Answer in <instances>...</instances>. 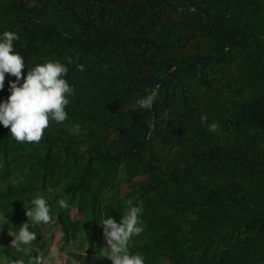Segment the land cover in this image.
I'll return each mask as SVG.
<instances>
[{"label":"trees","instance_id":"1","mask_svg":"<svg viewBox=\"0 0 264 264\" xmlns=\"http://www.w3.org/2000/svg\"><path fill=\"white\" fill-rule=\"evenodd\" d=\"M263 4L0 0V32L20 37L14 50L25 61L22 78L35 59L56 53L75 89L66 112L108 126L110 146L97 156L120 163L149 154L141 165L146 177L138 183L143 201L154 205L158 217L168 208L203 223L201 231L180 243L186 244L184 250L176 244L179 250L170 257L182 254L176 256L178 264H264ZM193 38L204 40L203 50L183 49ZM69 57L72 64H67ZM167 83H174L180 104L188 109H172L176 98L165 102L162 116L155 106L144 114L125 106L138 85L150 90ZM85 91L101 95L108 105L125 107L111 109L106 119L90 109L78 112ZM202 114L208 124L219 125L216 132L201 124ZM157 136L158 145L176 137L175 145L186 148L189 144L181 141H189L190 148L179 150L185 159L163 154L165 146L149 147ZM11 138L0 125V142ZM41 141L52 149L56 140L47 136ZM83 186L80 182L73 189Z\"/></svg>","mask_w":264,"mask_h":264},{"label":"rangeland","instance_id":"2","mask_svg":"<svg viewBox=\"0 0 264 264\" xmlns=\"http://www.w3.org/2000/svg\"><path fill=\"white\" fill-rule=\"evenodd\" d=\"M259 2L264 3V0ZM2 20L3 17H0V22ZM204 46V40L193 38L183 49L193 52L203 50ZM55 54L35 59L29 70L44 61H59L61 58ZM9 76L5 75V87L0 90V99H6L9 95L8 81L15 79ZM173 84L158 87L157 100L151 111L155 106L162 116L166 110L165 102H171L174 98L177 100L175 104L172 103V109L177 106L180 111L188 109L180 104L179 93ZM137 88L139 91L132 92L125 106H131L139 114H144L146 110L140 109L136 101L147 94L148 88L142 89L143 86L139 85ZM100 96L85 91L76 110L83 113L90 109L93 114L102 113L106 119L111 109L125 107L108 105ZM67 117L62 124L50 121L49 127L45 129L43 138L48 136L56 140L52 149L42 141L17 143L11 138L0 142V264H33L36 257L40 258L41 264H111L104 256L108 254L104 250L108 245L98 223L106 214L119 221L127 210L128 200L132 201L133 206L142 208L141 219L144 223V231L129 241L130 252L139 253L145 264H178L176 256L179 258L182 254L174 256V252L179 250L176 244L185 243L186 236L201 231L203 223L192 214L168 208L162 213L163 217H158L161 213L155 211L152 203L143 201L138 186L146 177L141 165L148 161L150 155L141 153L132 162L104 160L97 154L108 150L110 146L108 126L89 119H75L68 112ZM165 123H159V126ZM157 138L158 141L153 137L149 147L165 146L163 154L177 156L179 160L185 159L179 150L191 147L189 141H181L189 144L186 148L176 146V137L169 143L165 141V144L158 145L160 139ZM80 182L84 186L74 190ZM41 196L51 209V220L40 225L32 224L29 220V231L34 232L37 238L29 245L17 244L13 237L20 226L27 222L25 211L31 207L33 199ZM153 198L149 195L147 200L152 202ZM60 199L66 200L69 205L67 209L59 206ZM162 218L165 219L161 223ZM4 249L15 257L5 253ZM172 254L174 257H170Z\"/></svg>","mask_w":264,"mask_h":264},{"label":"clouds","instance_id":"3","mask_svg":"<svg viewBox=\"0 0 264 264\" xmlns=\"http://www.w3.org/2000/svg\"><path fill=\"white\" fill-rule=\"evenodd\" d=\"M16 32L5 30L0 32V90L5 87V75L14 77L8 81L9 95L0 99V125L6 127L17 143H39L49 122L62 124L68 117L66 107L69 97L75 94V89L69 85L65 77L68 73L66 64L58 60L38 63L22 78V69L25 68L24 58L14 50V42L19 40ZM73 58H67V64H72ZM77 69L83 71V65L77 64ZM158 96L157 88L147 90V94L136 101L143 110H151ZM201 124H207L209 132H216L219 125L216 122L208 124L207 116H200ZM61 208L67 209L68 203L64 199L58 201ZM127 210L119 221L107 214L98 223L103 237L107 242L104 249L111 264H145L139 253H132L129 241L144 231L141 219L142 208L133 206L127 201ZM26 209V208H25ZM50 207L41 196L31 202L25 215L27 222L22 224L13 237L17 244L29 245L36 240V234L29 231L28 221L32 224H47L51 220ZM33 264H41L39 257L34 258Z\"/></svg>","mask_w":264,"mask_h":264}]
</instances>
